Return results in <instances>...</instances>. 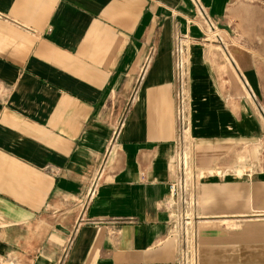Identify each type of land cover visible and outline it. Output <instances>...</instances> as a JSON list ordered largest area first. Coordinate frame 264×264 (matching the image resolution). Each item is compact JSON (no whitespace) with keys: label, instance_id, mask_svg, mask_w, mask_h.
Listing matches in <instances>:
<instances>
[{"label":"crops","instance_id":"0c3cea01","mask_svg":"<svg viewBox=\"0 0 264 264\" xmlns=\"http://www.w3.org/2000/svg\"><path fill=\"white\" fill-rule=\"evenodd\" d=\"M201 1L221 29L245 4ZM193 12L192 0H0V259L176 263L173 34ZM249 24L233 30V64L190 48L198 264H264V22Z\"/></svg>","mask_w":264,"mask_h":264},{"label":"built area","instance_id":"2783aa9c","mask_svg":"<svg viewBox=\"0 0 264 264\" xmlns=\"http://www.w3.org/2000/svg\"><path fill=\"white\" fill-rule=\"evenodd\" d=\"M195 1L199 4V9L203 8L198 0ZM181 49L178 50L176 43L174 44L176 137L175 152L172 158L173 178L168 184L169 195L166 201L170 213L168 236L174 239L178 246V257L175 264H198L196 223L201 176L199 177L198 171L190 163L189 154L186 155L181 148L182 144L184 146V138L189 133V119L186 111L187 99L182 84L186 73L184 64L188 59ZM148 62V59L144 61L142 73L145 71ZM0 264H5V262L0 261Z\"/></svg>","mask_w":264,"mask_h":264},{"label":"rangeland","instance_id":"374dc122","mask_svg":"<svg viewBox=\"0 0 264 264\" xmlns=\"http://www.w3.org/2000/svg\"><path fill=\"white\" fill-rule=\"evenodd\" d=\"M198 1L203 8L199 9V4L195 0H192V4L194 7L193 15L184 19V30L177 28L173 34V47L176 43L178 50L179 48H182L181 50H183V52L186 54V58L188 59L187 62H185L184 64V69L186 70V73L182 82L187 99L186 111L188 119V95L186 92V80L189 73V55L191 46L198 44L205 48L207 47V49H209L211 53H217V51L222 54L224 53L225 56H229L230 62L231 64H233V60L231 58V47L233 46L231 44V41L233 36V30L244 35H248L249 31H254V29L250 28V21L264 22V0H245V4L240 3L237 7H235V13L231 14V16L234 18V21L232 22L231 26L226 29H221L218 26L217 22L207 12L206 7L202 3V1ZM191 26L196 27L201 32V34L199 36H193L192 34H190L189 28ZM224 55L222 56L224 57V60H226ZM147 59L149 60L148 57ZM220 63H223V61H221ZM174 66L175 59L173 57V67ZM192 143L193 141L189 137L188 133V135L184 138V146L182 144L181 148L186 155L189 154L190 163L198 171L199 177L201 176L199 180H201L205 173L203 171L201 172L200 168H198L197 165L193 162ZM199 177L197 176V179ZM0 261L5 262V264H7L4 259H0Z\"/></svg>","mask_w":264,"mask_h":264}]
</instances>
